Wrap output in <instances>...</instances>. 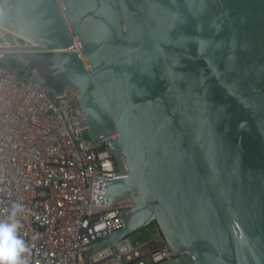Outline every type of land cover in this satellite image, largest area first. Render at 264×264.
Segmentation results:
<instances>
[{
    "label": "water",
    "instance_id": "1",
    "mask_svg": "<svg viewBox=\"0 0 264 264\" xmlns=\"http://www.w3.org/2000/svg\"><path fill=\"white\" fill-rule=\"evenodd\" d=\"M0 46L113 153L93 250L154 223L157 264H264V0H0Z\"/></svg>",
    "mask_w": 264,
    "mask_h": 264
},
{
    "label": "built area",
    "instance_id": "2",
    "mask_svg": "<svg viewBox=\"0 0 264 264\" xmlns=\"http://www.w3.org/2000/svg\"><path fill=\"white\" fill-rule=\"evenodd\" d=\"M0 47V220L14 221L26 264H157L173 257L162 240L93 247L123 227L118 208L93 202L95 178L120 176L105 138L93 140L74 89L54 95L21 79ZM40 52L46 50L39 49ZM153 231L161 238L159 228Z\"/></svg>",
    "mask_w": 264,
    "mask_h": 264
},
{
    "label": "clouds",
    "instance_id": "3",
    "mask_svg": "<svg viewBox=\"0 0 264 264\" xmlns=\"http://www.w3.org/2000/svg\"><path fill=\"white\" fill-rule=\"evenodd\" d=\"M14 221L0 220V264H26L27 248Z\"/></svg>",
    "mask_w": 264,
    "mask_h": 264
},
{
    "label": "rangeland",
    "instance_id": "4",
    "mask_svg": "<svg viewBox=\"0 0 264 264\" xmlns=\"http://www.w3.org/2000/svg\"><path fill=\"white\" fill-rule=\"evenodd\" d=\"M153 227H154V224L152 223L151 225H149L145 229L131 234V238L132 239L145 240V241L147 240L149 244L152 242V245H156V244H153V241L149 240V239L154 238L156 236L155 232L153 231ZM159 239H161V241L163 240L162 237Z\"/></svg>",
    "mask_w": 264,
    "mask_h": 264
},
{
    "label": "crops",
    "instance_id": "5",
    "mask_svg": "<svg viewBox=\"0 0 264 264\" xmlns=\"http://www.w3.org/2000/svg\"><path fill=\"white\" fill-rule=\"evenodd\" d=\"M149 240L153 241V244H156V245H158L162 242L161 239L157 238L156 236L154 238L149 239ZM150 244H152V242Z\"/></svg>",
    "mask_w": 264,
    "mask_h": 264
},
{
    "label": "trees",
    "instance_id": "6",
    "mask_svg": "<svg viewBox=\"0 0 264 264\" xmlns=\"http://www.w3.org/2000/svg\"><path fill=\"white\" fill-rule=\"evenodd\" d=\"M7 64L9 65H13V59L12 58H9L8 61H7ZM154 224V223H153Z\"/></svg>",
    "mask_w": 264,
    "mask_h": 264
},
{
    "label": "bare ground",
    "instance_id": "7",
    "mask_svg": "<svg viewBox=\"0 0 264 264\" xmlns=\"http://www.w3.org/2000/svg\"><path fill=\"white\" fill-rule=\"evenodd\" d=\"M1 47V46H0Z\"/></svg>",
    "mask_w": 264,
    "mask_h": 264
}]
</instances>
